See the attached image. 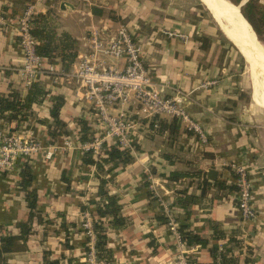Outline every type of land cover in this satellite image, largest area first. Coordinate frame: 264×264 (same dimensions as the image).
<instances>
[{
	"label": "crops",
	"instance_id": "1",
	"mask_svg": "<svg viewBox=\"0 0 264 264\" xmlns=\"http://www.w3.org/2000/svg\"><path fill=\"white\" fill-rule=\"evenodd\" d=\"M259 3L264 5V0ZM29 6L33 17L50 12L57 35H70L77 55L67 70L58 60L50 64L45 59L44 73L37 82L49 94L41 104L33 105L34 118L19 125H7L0 120L11 134L34 138L44 148H57L49 161L38 153L19 160L14 171L0 175V236H17V224L26 219L25 192L19 186L24 164L33 170L32 189L37 194V211L44 220L39 225L34 223L27 251L7 255L5 264H44V252L60 264H87V241L80 225L84 213L97 220L96 207L89 201L97 199L98 179L95 167L82 164L83 143L79 141L77 121L83 120L92 128L95 121L90 105L76 96L78 85L71 73L79 58L90 51L93 32L106 38L121 27L140 46L144 67L154 85L168 86L166 94L179 90L188 95L186 111L207 134L208 143L202 145L182 124L167 118L140 122L133 162L107 165L103 174L110 181V195L118 198L121 215L127 222L123 229L115 230L109 225L110 219L104 221L109 259L115 264H173L175 243L166 227L160 199L175 213L180 226L207 242L187 247L189 264H216L212 248H221L223 253L231 238L240 242L233 254L241 264L246 258L250 264H264V151L261 126L250 109L253 94L264 97V84L256 82L248 50L238 47L246 61L206 7V1L0 0V95L9 94L14 88L22 96L27 93L16 72L23 63L16 25ZM239 15L244 20L240 12ZM243 25L264 52L250 26ZM164 31L184 34L186 41L168 38ZM107 62L119 68L124 66L123 61ZM259 62L257 59L253 63ZM49 67L53 71H45ZM245 67L252 78L251 97L245 87ZM206 84L211 85L205 87ZM56 96L65 101L59 118L66 124L67 134L52 142L48 131ZM65 141H70L71 149L63 147ZM233 166L243 167L249 173L258 214L254 223L241 221L234 200L236 189L220 190L215 186L224 182L226 187H235ZM211 169L217 179L208 180L202 192L204 175ZM171 173L184 177L169 180ZM184 194L192 201L182 206ZM216 231L225 239L216 240Z\"/></svg>",
	"mask_w": 264,
	"mask_h": 264
},
{
	"label": "built area",
	"instance_id": "2",
	"mask_svg": "<svg viewBox=\"0 0 264 264\" xmlns=\"http://www.w3.org/2000/svg\"><path fill=\"white\" fill-rule=\"evenodd\" d=\"M32 18V7L29 6L16 25L18 44L23 57L22 66L16 69V72L26 92L44 73L45 61L36 53L38 42L30 33ZM164 35L186 41V36L177 31H164ZM89 43L90 51L79 58L71 73V77L78 85L76 96L80 101L90 105L92 118L95 121L92 140L81 145L82 152L90 151L97 160L105 158V151L110 144H114L119 150L130 151L134 155L135 146L140 139V122L151 121L158 117L182 124L185 130L195 135L202 145L208 143L207 134L186 111L185 103L188 95L179 90L166 94L168 86L154 85L144 67L141 48L125 27H121L106 38L98 32H93ZM108 59L123 61L124 66L119 68L116 64H109ZM45 71L51 72L53 68L49 67ZM209 85L211 84H206L205 87ZM63 147L71 149L70 141H65ZM56 149V147L44 148L40 141L31 137L11 134L0 122V175L14 171L19 160L33 157L38 153H42L44 159L49 161L53 158ZM233 168L236 209L243 223H254L258 214L254 207L249 173L240 166ZM146 180L151 183L149 187L152 188L149 174ZM158 202L163 208L166 227L175 243L173 264H189L186 251L188 246L180 232L175 213L160 199ZM93 221L89 213L83 214L80 228L87 241L86 263L115 264L108 258L98 257ZM220 253H222L221 248L217 250L216 264H220Z\"/></svg>",
	"mask_w": 264,
	"mask_h": 264
},
{
	"label": "trees",
	"instance_id": "3",
	"mask_svg": "<svg viewBox=\"0 0 264 264\" xmlns=\"http://www.w3.org/2000/svg\"><path fill=\"white\" fill-rule=\"evenodd\" d=\"M27 1V0H26ZM242 0H232L235 6L240 5ZM241 15L250 25L259 41H263L264 36V5L259 3V0H248L241 8ZM50 12L44 15H36L31 20L30 33L37 40L36 53L46 59L50 64H56V60L62 63L65 70L74 62L76 58L75 41L67 33L57 35L55 26L50 19ZM247 26V25H246ZM41 83L35 82L32 84L29 91L22 96L19 89L14 88L7 95H0V120L4 124L16 123L19 125L22 122L34 118L33 105H39L48 95ZM53 104L50 109V118L52 123L49 126L48 135L51 141L54 142L59 136L67 134L66 124L60 120V111L63 108L65 101L62 97H53ZM80 126L79 141L82 143L92 140L94 129L83 120L77 121ZM155 125V124H154ZM152 126V124H151ZM137 146V145H136ZM135 146V151L138 148ZM105 158L95 159L92 153L84 152L82 164L85 166H93L96 169L98 179V189L95 201H89L90 205L96 207L95 215L97 220L93 221V229L96 233L95 247L98 251V257L108 258L110 251L107 248V235L104 227V221L110 219V227L119 230L126 225V219L121 215V206L118 204V198L110 195L108 184L110 181L103 177L105 167L110 164L127 165L133 162L134 155L130 151H121L117 145H111L105 151ZM184 175L179 173H171L168 176L169 180L178 181ZM19 186L25 192V206L27 210L26 219L17 224L19 234L17 236H0V264H5L6 256L14 253L26 252L28 249L27 242L34 233V223L42 224L44 222L42 216L37 211V194L32 189L33 170L28 164H24L19 173ZM215 186L220 190L230 189L235 190V187H226L224 182H217ZM186 193V192H183ZM186 195V194H184ZM192 201V197L187 196L181 202L182 206ZM83 210V208H82ZM1 230V227H0ZM180 232L187 246L206 245L207 242L198 235L186 231L184 226H180ZM214 238L223 240L225 237L222 233L216 231ZM239 240L231 238L227 240L223 253H220L221 264H241L238 257L233 254V250L239 247ZM229 245V246H228ZM88 249L85 247V252ZM213 259H216L217 247L212 250ZM44 264H60L57 260H50L49 253H43ZM242 264H250L249 258H246Z\"/></svg>",
	"mask_w": 264,
	"mask_h": 264
},
{
	"label": "bare ground",
	"instance_id": "4",
	"mask_svg": "<svg viewBox=\"0 0 264 264\" xmlns=\"http://www.w3.org/2000/svg\"><path fill=\"white\" fill-rule=\"evenodd\" d=\"M204 1L207 3L206 7L211 11L216 21H218L219 25L222 26L228 37L243 51L248 50L251 56L250 62L253 67L252 69L257 77L256 82L258 85L262 83L264 84V73L262 68V65H264V52L257 41L250 36L246 27L241 22L242 19L237 8L226 0ZM257 59H260V62L258 65H255L253 62Z\"/></svg>",
	"mask_w": 264,
	"mask_h": 264
},
{
	"label": "rangeland",
	"instance_id": "5",
	"mask_svg": "<svg viewBox=\"0 0 264 264\" xmlns=\"http://www.w3.org/2000/svg\"><path fill=\"white\" fill-rule=\"evenodd\" d=\"M226 1L232 3V0H226ZM236 8H237L238 13H239L238 7H236ZM204 11H205V14H207V17L213 22V20L210 17L208 11L207 10H204ZM242 21H243V23H245L247 25V23L243 19H242ZM247 27H249V26L247 25ZM262 40L263 41L262 42L260 41V43L264 46V36H263V39ZM242 64H243V62H242ZM251 79L252 78H251V75H250V72H249V68L248 67H245V70H244L245 87H246L247 94L250 97H251V94L253 92V89H252V80ZM262 96L259 97L258 95L253 94V100H254V104L255 105L251 101V103H250L251 104V108L250 109L252 110L253 119L256 121L257 124H259L261 126V129H260V139L262 140V143H263V151H264V100H263L264 97L262 98Z\"/></svg>",
	"mask_w": 264,
	"mask_h": 264
},
{
	"label": "water",
	"instance_id": "6",
	"mask_svg": "<svg viewBox=\"0 0 264 264\" xmlns=\"http://www.w3.org/2000/svg\"><path fill=\"white\" fill-rule=\"evenodd\" d=\"M201 2H202V0H200ZM243 4L244 3H241L240 5H238L237 7H238V9H239V12H240V8L243 6ZM240 14H241V12H240ZM242 16V15H241ZM243 17V16H242ZM245 20V19H244ZM246 21V20H245ZM247 22V21H246ZM248 24V23H247ZM249 25V24H248ZM250 26V25H249ZM251 28V27H250ZM252 30V29H251ZM252 32H253V30H252ZM254 33V32H253ZM254 35H255V33H254ZM255 37H256V35H255ZM256 39H257V37H256ZM233 44H234V46L238 49V45H236V43L233 41ZM239 50V49H238ZM239 52L241 53V51L239 50ZM241 55L243 56V58L246 60V61H248L247 60V58H245L244 57V55L241 53ZM217 179V174H216V172L213 170V169H211V170H209L208 172H206L205 173V175H204V181H203V183H202V192H204L205 191V189H206V186H207V182H208V180H216Z\"/></svg>",
	"mask_w": 264,
	"mask_h": 264
}]
</instances>
